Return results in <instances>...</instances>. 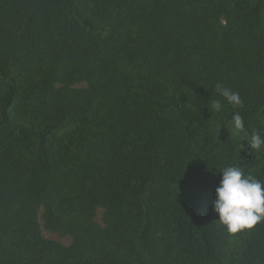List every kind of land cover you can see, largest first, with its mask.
I'll list each match as a JSON object with an SVG mask.
<instances>
[{
	"label": "trees",
	"instance_id": "16d2710c",
	"mask_svg": "<svg viewBox=\"0 0 264 264\" xmlns=\"http://www.w3.org/2000/svg\"><path fill=\"white\" fill-rule=\"evenodd\" d=\"M254 131L264 0H0V264H264L212 207Z\"/></svg>",
	"mask_w": 264,
	"mask_h": 264
},
{
	"label": "clouds",
	"instance_id": "9594fccd",
	"mask_svg": "<svg viewBox=\"0 0 264 264\" xmlns=\"http://www.w3.org/2000/svg\"><path fill=\"white\" fill-rule=\"evenodd\" d=\"M216 90L228 104L236 108L242 107L243 102L238 92L220 84L216 85ZM212 108L217 112L221 111V101H213ZM232 126L237 131L244 129V119L239 112L233 113ZM248 147L251 150L264 147V137L260 132L252 133ZM220 173L221 178L215 188L212 207L218 215L217 220L225 227L227 233L235 234L244 229H251L264 220V182L245 175L242 168L237 166H227Z\"/></svg>",
	"mask_w": 264,
	"mask_h": 264
},
{
	"label": "rangeland",
	"instance_id": "374dc122",
	"mask_svg": "<svg viewBox=\"0 0 264 264\" xmlns=\"http://www.w3.org/2000/svg\"><path fill=\"white\" fill-rule=\"evenodd\" d=\"M100 210H98V217L100 216ZM43 231V234L48 237V238H52V239H56V240H59L61 241L62 243L64 244H68L70 242V239L68 237L64 238V237H60L58 236L57 234H53V233H50V232H47L45 231L44 229H42Z\"/></svg>",
	"mask_w": 264,
	"mask_h": 264
}]
</instances>
